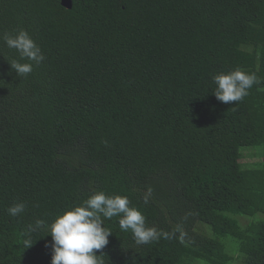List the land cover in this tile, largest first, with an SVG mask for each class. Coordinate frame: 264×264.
<instances>
[{
	"label": "trees",
	"instance_id": "1",
	"mask_svg": "<svg viewBox=\"0 0 264 264\" xmlns=\"http://www.w3.org/2000/svg\"><path fill=\"white\" fill-rule=\"evenodd\" d=\"M71 2L0 0V264H50L25 232L94 191L180 229L137 245L105 220L104 264H264V0ZM21 28L45 56L26 76L3 40ZM236 67L261 82L226 104L212 77Z\"/></svg>",
	"mask_w": 264,
	"mask_h": 264
},
{
	"label": "clouds",
	"instance_id": "2",
	"mask_svg": "<svg viewBox=\"0 0 264 264\" xmlns=\"http://www.w3.org/2000/svg\"><path fill=\"white\" fill-rule=\"evenodd\" d=\"M3 40L7 47L15 49L19 60L10 64L18 76H26L33 71V64H40L45 56L39 45L23 28L15 34L5 33ZM27 60L29 62L21 63ZM216 87L213 95L223 103L242 101L249 89L261 81L255 73H249L240 67L232 71L217 73L212 77ZM107 144V141H105ZM152 188L149 187L142 197L145 204L149 203ZM26 209L24 202H16L7 208L12 217H17ZM118 217L122 231L131 232L137 245L149 244L161 238L171 239L179 226L172 232L159 230L156 226H148L145 215L136 207L131 206L126 195H108L104 191H94L78 205H74L57 215L49 224L43 219L35 221L25 232V248L33 244V233L46 230L51 236L52 255L50 264H104L103 254L96 251L108 244L111 230L104 226L105 220ZM46 236V235H45Z\"/></svg>",
	"mask_w": 264,
	"mask_h": 264
},
{
	"label": "rangeland",
	"instance_id": "3",
	"mask_svg": "<svg viewBox=\"0 0 264 264\" xmlns=\"http://www.w3.org/2000/svg\"><path fill=\"white\" fill-rule=\"evenodd\" d=\"M253 148H241L240 152L241 151H244L243 152V158L240 160L241 163H244V164H251L253 163L254 161H257V158H253V157H248V154H251L253 153L254 151H251ZM248 150V151H246ZM260 215V214H257L255 216H245V215H241V216H236V219L239 220V222H241V224H246L248 223V221H251L253 219H257V216ZM226 240H229L230 242H233V239L231 237H226ZM238 261H235L233 264H236ZM203 264L202 262H197V264Z\"/></svg>",
	"mask_w": 264,
	"mask_h": 264
},
{
	"label": "water",
	"instance_id": "4",
	"mask_svg": "<svg viewBox=\"0 0 264 264\" xmlns=\"http://www.w3.org/2000/svg\"><path fill=\"white\" fill-rule=\"evenodd\" d=\"M60 4L62 7L66 9H71L72 8V2L71 0H60Z\"/></svg>",
	"mask_w": 264,
	"mask_h": 264
}]
</instances>
